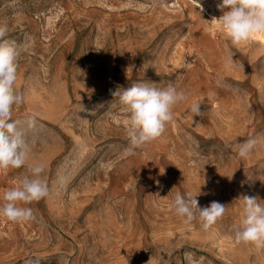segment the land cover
<instances>
[{"label": "rangeland", "instance_id": "374dc122", "mask_svg": "<svg viewBox=\"0 0 264 264\" xmlns=\"http://www.w3.org/2000/svg\"><path fill=\"white\" fill-rule=\"evenodd\" d=\"M218 3L0 0L5 38L22 49L13 118L36 114L29 163L44 164L49 190L24 205L34 220L0 217V264H264V245H237L232 231L239 197L264 204V34L233 46L211 21ZM139 82L189 100L129 155L115 93ZM250 137L246 159L225 147ZM25 175L0 170V198ZM177 191L227 211L208 231L185 224L170 207Z\"/></svg>", "mask_w": 264, "mask_h": 264}, {"label": "clouds", "instance_id": "9594fccd", "mask_svg": "<svg viewBox=\"0 0 264 264\" xmlns=\"http://www.w3.org/2000/svg\"><path fill=\"white\" fill-rule=\"evenodd\" d=\"M217 9L222 15L213 17L211 21L216 22L233 46L248 42L254 35L264 34V0H220ZM7 35L8 26L0 24V170L25 167L29 175H25L18 186L3 191L0 217L22 223L35 219L33 209L24 205L41 201L48 196L49 190L42 178L44 164L29 163L34 140L29 139L28 134L38 127V118L36 114H28L22 120L13 118L14 111L25 102L23 92L16 88L22 49L16 41L5 38ZM115 95L119 96L127 114L129 155L160 138L174 121V106L189 100L185 91H177L172 85L160 89L142 82ZM189 110L193 117L204 114L200 102H192ZM256 144L257 141L250 137L225 147L235 151L238 159H246ZM196 196L191 191L183 194L177 191L170 207L183 223L197 222L202 230L208 231L223 219L226 206L213 201L201 208ZM237 201L242 208V217L238 224L232 226L234 242L237 245H264V204L247 195Z\"/></svg>", "mask_w": 264, "mask_h": 264}]
</instances>
